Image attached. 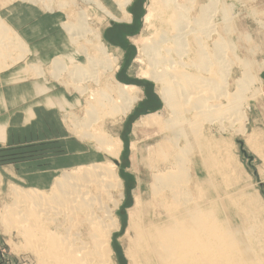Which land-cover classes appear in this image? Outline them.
<instances>
[{"label": "bare ground", "instance_id": "6f19581e", "mask_svg": "<svg viewBox=\"0 0 264 264\" xmlns=\"http://www.w3.org/2000/svg\"><path fill=\"white\" fill-rule=\"evenodd\" d=\"M85 2L117 20L100 0ZM130 2L116 0V5L126 14ZM227 13L225 0H149L145 23L151 32L141 38L139 63L143 65L141 77L157 87L164 113L147 115L138 123L155 127L159 139L140 151L149 181L145 184L148 195L137 197L130 215L133 264H256L253 246L245 242L248 231L241 233L239 227L220 218L213 203L219 192L195 194L198 189L220 190L223 186L217 184V173L209 167L215 146L205 132L214 126L243 134L247 100L260 93L255 87L259 83L253 72L255 64L236 57V47L227 37L231 34L229 21H233ZM86 20L85 14L78 13L76 24H69L66 31L75 46L80 40L85 44L95 40L97 56L84 44L78 51L87 61L85 65L56 58L50 68L55 76L65 71L74 91L87 96L82 120L67 114L71 132L103 146L117 161L121 142L103 132L101 123L107 115L126 117L140 100L139 91L117 80V60ZM7 27L0 20V65L8 60L14 63L19 53L22 59L26 52L25 43ZM228 52L234 62L228 59ZM231 64L239 75L229 85ZM103 74L108 79L102 80ZM89 83L96 88L91 89ZM197 161L207 167L202 177L191 173ZM111 164L67 170L48 194L12 187V203L2 215L7 233L26 232L23 235L30 240L24 241L26 248L52 264H113L111 236L119 229L115 210L123 196L122 181ZM199 181L203 182L200 186Z\"/></svg>", "mask_w": 264, "mask_h": 264}, {"label": "rangeland", "instance_id": "374dc122", "mask_svg": "<svg viewBox=\"0 0 264 264\" xmlns=\"http://www.w3.org/2000/svg\"><path fill=\"white\" fill-rule=\"evenodd\" d=\"M100 1L117 20L111 19L85 0H0L1 22L18 35L25 43L26 50L22 53V59L17 51V61L11 63L8 60L1 63L0 78L8 73L21 72V79L16 82L22 83L20 87L23 91L29 80L37 82L39 101L37 132L29 130L28 127L14 128V116L8 141L2 142L0 139V264H52L43 257L40 259L41 255L36 257L35 252L34 254L29 247L26 248L27 243L24 244V241L28 242L29 239L23 235L26 232L7 233L2 215L5 207L12 203V187L16 190H37L48 194L56 181L65 176V172L84 166L89 168L94 164L110 163L122 181L123 196L119 198L121 201L115 210L119 229L111 236V258L113 264H133L135 260L130 255V215L136 206L137 197L142 199L143 195H148V187L145 184L149 181L140 151L159 139L155 127H142L138 123L147 115H162L164 108L157 87L141 77L143 65L139 63L141 38L151 32L145 23L149 0H131L125 9L126 14L119 11L116 0ZM225 6L226 13H230H227L229 18L231 16L230 20L233 19L229 21L231 34L228 33L227 37L229 41H233L232 46L236 47V57L248 59L255 64H252L253 72L259 80L255 87H259L260 93L247 100V124L243 134H237L228 128L226 132L217 130L214 126H211L212 132H205L210 136L211 144L215 146L211 152L209 167L217 173V184L223 186L220 190L198 189L195 194L199 196L215 194V190L219 192L216 193L213 203L220 211V218L232 226L239 227L241 233L248 231L246 246H253L255 263L264 264V0H225ZM80 12L86 16L88 28L99 33L100 40L108 48L110 56L117 60V80L121 84L137 87L139 91L140 100L126 117L114 119L107 115L101 123L103 132L113 140L119 139L121 142V153L117 161L108 156L103 146L95 144V141L81 140L71 132L67 118L71 113L70 115L82 120L85 116L87 96L80 97L74 91L65 71L59 74L60 76H55L50 68L56 58L70 65L86 64L84 56L78 51L79 46L85 44L84 41L80 40L75 46L66 31L69 24H76ZM14 26H20V29L27 33L39 54L33 53L25 41L27 39L22 37ZM94 44L95 40L92 44L87 42L85 47L91 55L97 56ZM15 54L16 52L13 53ZM227 56L230 61L234 58L230 52ZM235 67L234 64L229 65V85H232L239 75V70ZM35 69L41 73L37 75ZM101 78L108 79V74H103ZM88 85L91 89L96 88L91 83ZM231 89L233 88H230L232 92ZM46 96L49 104L43 102ZM26 100L22 101L25 107L29 106L30 96ZM15 111L14 108L6 111V114ZM204 169H207L205 164L198 162L192 166L191 173L201 176ZM202 184L203 182H198L199 186ZM49 215L51 219L54 218L52 213ZM49 229L53 231L54 226ZM57 230L63 232L59 228Z\"/></svg>", "mask_w": 264, "mask_h": 264}, {"label": "crops", "instance_id": "0c3cea01", "mask_svg": "<svg viewBox=\"0 0 264 264\" xmlns=\"http://www.w3.org/2000/svg\"><path fill=\"white\" fill-rule=\"evenodd\" d=\"M15 29L20 33L22 37H25V40L34 54H39L38 49L34 47L33 40L29 39V36L25 31L20 29V26H14ZM21 72H13L4 75L3 78H0V139L2 142L8 141L10 134L11 120L15 116L16 122H14L13 127L29 128V130H34L37 132V110H38V97H37V82L29 80V84L25 86L24 91L20 87L22 83L16 82V80L21 79ZM26 84V83H25ZM27 94V96H26ZM29 106H23L22 101L29 98ZM50 96V95H48ZM33 101V103H32ZM43 102H48L47 96L43 98ZM32 103V104H31ZM23 107L24 111H23ZM16 109L15 113L6 114V111L11 109ZM14 121V120H13ZM3 134V135H2ZM37 135V133H35Z\"/></svg>", "mask_w": 264, "mask_h": 264}]
</instances>
